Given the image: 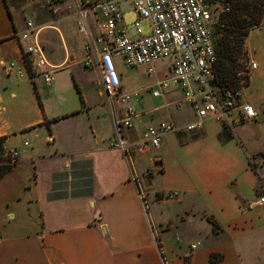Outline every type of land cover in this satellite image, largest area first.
<instances>
[{"label":"crops","instance_id":"0c3cea01","mask_svg":"<svg viewBox=\"0 0 264 264\" xmlns=\"http://www.w3.org/2000/svg\"><path fill=\"white\" fill-rule=\"evenodd\" d=\"M32 4L0 0V143L20 154L16 163L0 165L10 166L0 177V264H162V252L168 264H264V205L246 207L264 195L256 175L263 152L249 147L248 136L233 135L239 125L264 121V24L244 43L256 68L242 101L254 107L256 118L231 130L206 118L187 132L195 113L181 103L176 85L145 101L144 90L112 107L99 66L81 64L83 42L71 22L36 25L55 76L51 84L38 73L8 72L5 65L19 66L24 56L19 35L33 17ZM116 60L118 94L131 93ZM128 106L136 113L123 132L130 147L148 125L169 120L177 127L147 160L108 145ZM81 160L91 161L92 194L49 199L53 188L70 193L78 185L72 170H81L74 165ZM138 189L157 204H175L155 216L163 243L154 237ZM166 189L180 197L164 201ZM200 240L204 250H191Z\"/></svg>","mask_w":264,"mask_h":264},{"label":"built area","instance_id":"2783aa9c","mask_svg":"<svg viewBox=\"0 0 264 264\" xmlns=\"http://www.w3.org/2000/svg\"><path fill=\"white\" fill-rule=\"evenodd\" d=\"M121 1L124 0H80L75 5L76 29L84 43L81 64L85 67L94 64L99 66L103 89L112 107L115 100L126 102L130 96L138 97L147 89L153 97H158L169 84H173L182 90L181 103L194 109V120L184 126L187 132L200 129L206 118L230 130L237 124L256 118L254 107L242 101V83L239 86H223L221 89L214 84L215 51L208 27L211 13L205 0H130L137 15L132 23L138 34L136 38H132L127 31ZM227 10L228 7H223L221 11ZM141 19L148 23L147 34L140 33ZM19 40L24 53L20 65L9 62L5 69L19 76L22 71L29 73L30 70L34 74L38 73L45 84H51L55 76L50 70L52 67L48 64L38 40V29L31 18L25 19ZM115 59H120L127 67L145 66L148 75L154 73L155 62L170 59V77L156 81L150 88L119 95L120 79ZM255 68L256 63L249 60L245 74L249 75ZM135 116L134 109L128 106L126 116L115 120V135L109 140L108 145L124 155H127L130 146L123 132L132 127ZM176 130V125L169 120L148 125L133 145L136 150L157 148L164 134ZM19 156L17 149L7 148L0 143V165L14 164ZM177 196L174 191L166 199L173 200ZM138 197L143 204L145 199L139 191ZM256 205H264V195L247 203L246 207L252 209ZM196 247L195 243L190 245L191 250Z\"/></svg>","mask_w":264,"mask_h":264},{"label":"rangeland","instance_id":"374dc122","mask_svg":"<svg viewBox=\"0 0 264 264\" xmlns=\"http://www.w3.org/2000/svg\"><path fill=\"white\" fill-rule=\"evenodd\" d=\"M32 1L34 2V4H32L33 17L31 20L35 26L39 23H42V22H52L53 23L55 21H67V22L73 23L75 30L77 32L76 24H75V5H76V2L80 1V0H32ZM206 2L210 6V13H211V21L208 24V27H209V25L214 24L217 21L218 15L222 12L221 11L222 8L218 4V2H214V1H212V2L206 1ZM259 3H260V7L264 11V0H259ZM120 6L122 9V12L124 13V22L127 26V31L129 33V35L132 38H136L138 36V34L136 33V30L133 28L132 23L136 20L137 15L133 11V7L130 3V0L121 1ZM263 24H264V12L260 15L259 24L255 28H258ZM139 29H140L141 35L147 34L149 32V26H148V23L145 19L140 20ZM258 32L259 31L254 32V35ZM77 34L81 38V36L79 35L78 32H77ZM82 42H83V40H82ZM83 45H84V43H83ZM243 49L245 52V54H244L245 56L241 57L240 60L238 61V63L241 65L242 70H244V71H240L238 73L241 76L246 75L245 74L246 67H247L248 62L250 60L247 56V50L245 48V45L243 46ZM116 62H117V68L119 70H121V72L125 76V84H126L127 89L129 91L138 90L140 88H150L151 86H153L156 83V81L167 79L170 76L169 71H168L169 65L171 67V60L170 59L155 62L153 64L154 73L151 75H148L146 73V67L145 66L127 67L126 65H124V63L120 59H117ZM250 74H251V72H250ZM250 74L247 75V77H248L247 83H248ZM32 75H34V73ZM243 82H244V80H241L240 84L241 83L243 84ZM247 83H246V85H247ZM150 94H151L150 90H148L147 92H144L141 96V99L143 101L147 100L148 96H150ZM159 101L160 100L155 99L152 101V104L158 103ZM114 106H115V104H114ZM233 133H234L233 135H235V136L236 135L240 136L241 134L248 136L250 138V143H249L250 146L249 147L253 148V149L261 150L263 152V153H261V155L259 154L261 157V161L258 163L259 164L258 169L256 170V175L258 176V182L260 184H262L264 182V165H263L264 164V121L257 120L255 122L246 123L243 126L239 125V126L234 128ZM133 150L137 151L140 155H142V156H140L142 158L141 161L147 160V158L149 156L152 157L154 155V148L153 147H145L141 150H136L134 145H133L129 148V153L130 154L134 153ZM141 161H140V165L143 166ZM252 165H256V163H254ZM152 170H154V169L151 168V170L149 169L148 171H145L144 175L146 174L147 178L150 177L153 173ZM144 175L142 177H144ZM134 178H137V177L134 176ZM138 191H139V189H138ZM139 192L144 196L145 200L143 202V206H144V209L146 212V216H147V218H148V220L151 223V226L153 228L154 237L156 238V240L158 241L159 244H160V242L163 243L164 238H163V236H161L159 229L157 227H155V225H154L155 219H156L155 216H157L158 213H160L161 216H164V211H165L164 209L168 208L170 205H175V204L170 203V202H167V204H164V203L157 204L156 202L152 201L151 196L146 197L144 190L139 191ZM172 192H174V191H169L166 189L163 193V200L166 201L167 195L172 193ZM175 192H177V194H178V196H177V199H178L180 197V193L178 191H175ZM160 214H158V215L160 216ZM178 238H180V237L178 236ZM195 244H197V247H199L201 249L203 248V250H204L205 245H204L203 241L201 242V240H200L199 243H195ZM160 255H161L162 264H168L166 259L164 258L163 252L160 253Z\"/></svg>","mask_w":264,"mask_h":264},{"label":"trees","instance_id":"16d2710c","mask_svg":"<svg viewBox=\"0 0 264 264\" xmlns=\"http://www.w3.org/2000/svg\"><path fill=\"white\" fill-rule=\"evenodd\" d=\"M205 1L218 2L221 8L228 7L227 11H223L218 15V19L214 24L209 25L215 51V62L213 64L214 84L221 89L223 86H239L241 80H244L243 86L245 87L248 77L247 75L241 76L238 74L240 71H244L238 61L245 56L243 46L249 31L259 24L260 15L264 12L260 7L259 0ZM29 73L30 75L33 74L30 70ZM75 164L81 165L80 171L75 172V170H72V176L81 179L78 185H73L70 193L55 194V188H53L52 193L48 195L49 199L90 196L92 194L93 175L91 161L81 160L74 162ZM9 169L10 166L0 167V177ZM59 175L62 176V174ZM215 261L216 257L212 255L211 262Z\"/></svg>","mask_w":264,"mask_h":264}]
</instances>
